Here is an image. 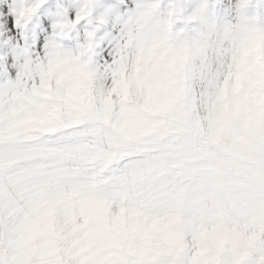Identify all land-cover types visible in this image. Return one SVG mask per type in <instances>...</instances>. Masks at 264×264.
Returning a JSON list of instances; mask_svg holds the SVG:
<instances>
[{"label": "snow or ice", "instance_id": "1", "mask_svg": "<svg viewBox=\"0 0 264 264\" xmlns=\"http://www.w3.org/2000/svg\"><path fill=\"white\" fill-rule=\"evenodd\" d=\"M160 9L165 33L189 20L202 35L242 27L234 62L239 69L255 53L264 76V0H0V264H152L122 240L104 200L81 189L68 204L61 189L74 175L66 161L89 155L73 141L79 129L110 130L119 147L148 112L176 54L129 63L124 28ZM62 201L59 227L51 217ZM232 241L225 264H264V201Z\"/></svg>", "mask_w": 264, "mask_h": 264}, {"label": "clouds", "instance_id": "2", "mask_svg": "<svg viewBox=\"0 0 264 264\" xmlns=\"http://www.w3.org/2000/svg\"><path fill=\"white\" fill-rule=\"evenodd\" d=\"M166 25L163 9L132 19L124 28L126 54L129 63L138 54L154 58L174 52L177 56L182 45L191 43L189 75L201 95L195 113L186 116L182 101L161 116L144 113L130 129L131 139L119 140V147H110L114 135L110 130L91 134L88 129L93 126L85 124L73 141L85 145L89 155L66 161L74 175L61 192L71 198L68 204L78 200L81 189L104 200L109 220L120 218V235L127 245L182 247L190 258L202 250L210 253L221 231H243L248 222L249 207L221 208L206 192L214 183V170L239 147L237 126L228 116L230 75L247 34L234 26L202 35L194 26L181 35L185 25L165 33ZM64 207L62 201L51 217L59 227ZM40 215L48 218V209L42 208ZM200 258L201 264H207V255Z\"/></svg>", "mask_w": 264, "mask_h": 264}, {"label": "rangeland", "instance_id": "3", "mask_svg": "<svg viewBox=\"0 0 264 264\" xmlns=\"http://www.w3.org/2000/svg\"><path fill=\"white\" fill-rule=\"evenodd\" d=\"M224 2L227 4V0ZM193 23L192 20L187 21L186 27L180 30V34L183 35L192 28ZM191 46V43L182 45L177 50L178 55L175 59L163 69L159 88L148 104L149 115L161 116L172 110L178 101H182L183 113L191 116L187 110L190 95L198 98V102L201 99L200 90L197 89L195 80L189 75L187 68ZM257 58L256 56L253 60L252 81L250 87L247 86L245 94H241L237 86L230 85L233 98L229 105L228 116L237 126L235 142L239 147L230 153L226 163L220 164L214 170V183L206 189L207 194L221 208L228 204H243L250 210L252 205L264 201V76L259 72ZM249 89H251L250 94ZM196 105L197 103L195 110ZM236 231L240 230L230 229L227 234L221 231L213 250L210 253L202 250L197 256L207 255V264H225V259L232 249V234ZM144 245L150 251V258L146 259L152 264H175L187 251L182 247L168 245L160 247H153L151 243ZM133 254L138 257L137 251Z\"/></svg>", "mask_w": 264, "mask_h": 264}, {"label": "bare ground", "instance_id": "4", "mask_svg": "<svg viewBox=\"0 0 264 264\" xmlns=\"http://www.w3.org/2000/svg\"><path fill=\"white\" fill-rule=\"evenodd\" d=\"M192 52H193V48L191 46V50L189 51V62L187 64L188 65V67H187L188 69L190 68V60H191ZM255 58H256V54H255V56H254V53L250 54L249 57L247 58L246 62L239 69L237 68V65H236L235 62L233 64V67H232V70H231V75H230V81H231L230 85L237 86L240 89L241 94H245L247 86L250 87V84H251V81H252L251 80V75H252L253 64H254L253 60H255ZM250 90L251 89H249V94H250ZM237 91H239V90H237ZM190 96L191 97L188 99L187 110L192 115L196 111L195 110V104L198 103V100H197L198 98H196V97H194L192 95H190ZM235 99H237V98H235ZM240 99H241V97H240ZM237 105H238V103H237ZM238 110H239V108H238ZM240 117H241V115H240ZM236 120H237V118H236ZM134 250L137 251V255H138L139 258H145V259L148 258V257L150 258V253H149L150 251L145 247V245H142L140 247H135Z\"/></svg>", "mask_w": 264, "mask_h": 264}]
</instances>
